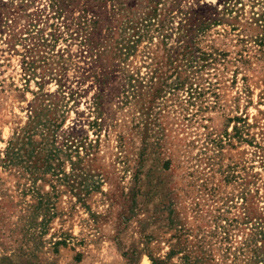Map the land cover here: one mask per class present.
Returning a JSON list of instances; mask_svg holds the SVG:
<instances>
[{
	"label": "rangeland",
	"instance_id": "obj_1",
	"mask_svg": "<svg viewBox=\"0 0 264 264\" xmlns=\"http://www.w3.org/2000/svg\"><path fill=\"white\" fill-rule=\"evenodd\" d=\"M88 2L0 0V264H264V0Z\"/></svg>",
	"mask_w": 264,
	"mask_h": 264
},
{
	"label": "trees",
	"instance_id": "obj_2",
	"mask_svg": "<svg viewBox=\"0 0 264 264\" xmlns=\"http://www.w3.org/2000/svg\"><path fill=\"white\" fill-rule=\"evenodd\" d=\"M56 1V0H55ZM151 2H153V3H155V8L152 10V12H151V20H149L151 23L153 22V21H155V19L159 16V13H158V6H159V4H161V1L162 0H150ZM176 1L177 0H174V2L176 3ZM111 3L112 4V6L114 7V9H117V7L119 6V11H121V9L123 8V7H125V4L124 3H122V2H120V0H92V3H94V4H105V3ZM87 3L89 4V2H88V0H87ZM88 7V5H86L85 6V8H87ZM85 11L86 10H83V12L85 13ZM116 11V10H115ZM128 12V15L129 14H132V11H127ZM128 15H126V16H128ZM84 21H83V23H82V27L84 28V26L86 25V23L87 22H85V21H88V20H85V19H83ZM128 20L130 21V18H128ZM81 23V22H80ZM96 23V21H94V24ZM82 28V29H83ZM150 32V31H149ZM87 39V38H86ZM86 42L87 41H89V39H87V40H85ZM91 43V42H90ZM158 70V69H157ZM156 71V70H155ZM166 86H169V88L171 87L170 86V84L168 85V82H167V85ZM159 91V90H158Z\"/></svg>",
	"mask_w": 264,
	"mask_h": 264
},
{
	"label": "bare ground",
	"instance_id": "obj_3",
	"mask_svg": "<svg viewBox=\"0 0 264 264\" xmlns=\"http://www.w3.org/2000/svg\"><path fill=\"white\" fill-rule=\"evenodd\" d=\"M145 264H148V263H145Z\"/></svg>",
	"mask_w": 264,
	"mask_h": 264
}]
</instances>
